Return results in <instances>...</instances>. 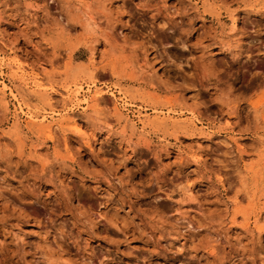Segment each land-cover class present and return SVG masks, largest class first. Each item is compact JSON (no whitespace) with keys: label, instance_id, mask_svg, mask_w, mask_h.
<instances>
[{"label":"rangeland","instance_id":"374dc122","mask_svg":"<svg viewBox=\"0 0 264 264\" xmlns=\"http://www.w3.org/2000/svg\"><path fill=\"white\" fill-rule=\"evenodd\" d=\"M0 264H264V0H0Z\"/></svg>","mask_w":264,"mask_h":264},{"label":"bare ground","instance_id":"6f19581e","mask_svg":"<svg viewBox=\"0 0 264 264\" xmlns=\"http://www.w3.org/2000/svg\"><path fill=\"white\" fill-rule=\"evenodd\" d=\"M18 68V67H17ZM21 70V69H20ZM33 79H35V81H40V80H37V78L36 77H33ZM43 80V79H42ZM34 84H35V86L36 87H38V84H36L35 82H34ZM41 85V84H40ZM4 88V87H3ZM40 88V87H39ZM5 89V88H4ZM54 90V89H53ZM64 90V89H63ZM65 93V92H64ZM79 94V90H76L75 91V93H72V92H70L69 91V89H67L66 90V96H64L65 97V101L64 102H68V103H70V102H72L73 101V99L77 96ZM98 95V94H97ZM92 96V95H91ZM97 98V97H96ZM93 99V98H92ZM86 100V99H85ZM88 101H86L85 103H87ZM66 110V109H65ZM68 112V114H69V112H74L75 110L73 109V108H70L69 110H67ZM71 116V115H70ZM158 116V115H157ZM157 121V120H156ZM49 129V128H48ZM51 129V128H50ZM50 132H51V130H50ZM49 132V133H50Z\"/></svg>","mask_w":264,"mask_h":264}]
</instances>
